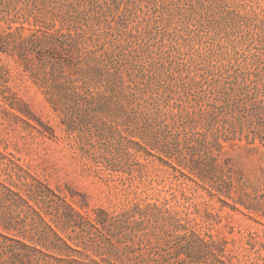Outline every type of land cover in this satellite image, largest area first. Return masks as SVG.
<instances>
[{
    "label": "rangeland",
    "instance_id": "374dc122",
    "mask_svg": "<svg viewBox=\"0 0 264 264\" xmlns=\"http://www.w3.org/2000/svg\"><path fill=\"white\" fill-rule=\"evenodd\" d=\"M223 1L231 10L226 19L223 4L214 8L180 0L184 13L191 14V21L203 25L205 42L195 37L193 49L199 53L208 46L221 70L236 63L234 58L249 63L251 54L264 44V39L258 42V28L250 27L252 39L243 40V32L235 33L230 20L238 16L254 22L264 20V0ZM134 3L120 0L114 8L111 0H0V149L14 154L50 186L68 195L73 193V205L81 213L94 217L100 208L119 216L135 206L148 210L144 224L150 231L156 225L157 234L150 237L152 246L146 249L137 248L142 233L138 231L130 242L134 247L130 251L123 240L129 231L118 233L117 220L87 234L100 245V239L107 238L101 247L104 257L127 260L149 251L163 264L164 257L172 252L176 233L191 229L205 241V264H218L216 258L228 264H264V141L257 137L250 141L254 131L264 134V111L231 119L243 134L214 150L217 163L230 178L229 186L210 173L202 183L185 171L174 170L171 165H176L175 157L168 159L158 151L171 142L172 135L141 112L130 93L113 92L106 73L102 77L97 74L98 68L108 62V54L114 55L129 39L128 45L121 48L120 60L126 63L120 70L130 85L141 81L143 68L132 60L128 47L144 43L147 36L143 33L133 40L130 35L141 30L145 13L152 19L156 13L146 0L137 2V6ZM20 25L23 29L18 30ZM181 25L176 21L164 26V33H158L165 48L174 40L170 35L172 26L181 33ZM54 34L75 43L68 52H61L79 62L77 75L86 82L77 94L71 93L66 84L62 89L59 79L47 72H33L41 49L30 47L29 38L42 36V47L51 48L54 40L50 37ZM61 45L69 46L67 42ZM21 50L24 58L18 55ZM147 51L153 58L162 54L155 53L153 46ZM72 71L64 67L66 74ZM176 91L169 107L172 104L174 112L182 115L176 114L175 119L183 118L186 124L198 120L205 126L207 112L216 114L219 123L207 131V140L221 130L220 125L230 124L229 115L218 114L221 101L205 83ZM162 93L158 88V94ZM246 93L249 106L259 98L252 89ZM177 95L186 96L187 102L175 107ZM241 97L238 93L233 98ZM166 121L170 129L174 128L170 116ZM202 155V151L197 154L200 158ZM206 165L205 152V169ZM172 215L178 220L169 224L168 216ZM175 224L181 225L177 232L173 231Z\"/></svg>",
    "mask_w": 264,
    "mask_h": 264
},
{
    "label": "trees",
    "instance_id": "16d2710c",
    "mask_svg": "<svg viewBox=\"0 0 264 264\" xmlns=\"http://www.w3.org/2000/svg\"><path fill=\"white\" fill-rule=\"evenodd\" d=\"M111 1L115 2L113 6L116 8L120 0ZM139 1L141 0H133L136 2L134 5L137 6ZM185 1L191 4L198 2L200 6L206 4L214 8L223 4L224 19L231 13L223 0H212L207 3L206 0ZM146 4H150L153 13H156L155 17L152 19L145 13L141 19L143 25L141 30L131 33L130 37L137 40L144 33L147 41L142 44L139 41L137 47L133 49L128 47L132 60L143 68L141 81H135L130 85L123 78L120 70V67L126 63L120 60L122 49L128 45L129 39L126 40V45L121 46L122 49L113 53L114 55L108 54V62L98 68L97 74L102 77L103 73H106L113 92L130 93L143 110L141 112L147 113L154 123L161 125L166 132H169L168 135H172L171 142H167L158 151L168 159L171 156L175 157L173 159L176 165H171L174 170L182 173L185 171L202 183H205V176L209 178L210 173L212 177H219L224 186H229L230 178L225 176L224 168L217 163L214 150L222 148L223 142L240 138L243 134L242 129L239 131L233 126L231 119L250 114L257 115L264 111V44L257 49L258 52L251 54L249 63L234 58L236 63L228 64L226 69L221 70L219 61L212 57L208 46L203 47L205 51L199 53L193 49L191 42H194L195 37L201 43L205 42V38L202 39L205 37L202 32L203 25L191 21V14L184 13L180 0H146ZM109 7L107 5L108 9ZM131 11L135 14V9ZM102 13L105 11L103 10ZM230 20L233 22L232 30L235 33L243 32V40H246V37L252 39L250 27H253L259 29L258 42L263 41L264 29L261 27L264 26V20L254 22L243 16ZM13 21L15 20L11 22ZM176 21L182 23L180 30L183 31L178 33L175 31V26H172L170 35L174 40L165 48L166 44L157 38V35L166 31L164 26ZM17 29L21 30L23 26L20 25ZM41 37L29 38L30 47L41 49V58L33 71L34 74L47 72L51 77L59 79L62 89L63 84H66V88L71 93L77 94L82 83L86 82L81 81L80 76L77 75L79 62L71 61L70 55L61 52L62 50L68 52L75 43L54 34L50 37L54 40L53 47L44 48L40 44ZM64 42L69 45L67 48L62 47L61 44ZM150 46L155 48V53L162 52V54L153 58L149 54L151 51L149 53L147 51ZM194 52L197 58L201 57V59L195 58ZM18 55L24 58L25 52L21 50ZM162 59L167 62L166 65ZM230 61L231 58L228 57L227 62ZM65 66L71 67L73 71L66 74ZM201 83H205L206 88L215 93L216 100L221 101L218 105V114L231 117L228 118L230 124L227 127L224 124L220 125L221 130L213 132L210 140L206 139L207 131L219 123L216 114L211 115L207 112L205 126L200 125L198 120L186 124L183 118H174L176 114L182 115V113L180 111L175 113L172 104L169 107V100L177 94V89L189 88L192 84L201 86ZM153 85L157 88H153ZM89 86L90 82L87 84V87ZM158 88H162V94H158ZM249 89L257 94L255 98L259 97L250 106L247 104L246 93ZM238 93L243 97L234 99L233 97ZM177 96L176 103H173L175 107L187 102L186 96ZM168 116L173 119L174 128H171L173 130L166 121ZM245 136L247 137L248 134ZM256 137L264 141V134L261 131H254L250 141ZM200 151L203 154L201 158L197 156ZM158 158L169 164L163 158ZM72 196L71 192L68 195L59 187L50 186L45 179L31 172L14 154L0 149V264H162L159 259L150 255L152 253L149 251L147 254L138 253L127 260L119 257L114 259L104 257L101 247L107 243V238H101L100 245L96 243L94 236H87L92 229L98 232L117 220L115 226L118 233L123 229L129 231L128 234L124 233L127 237H123V240L131 248L130 251L134 249L130 242L138 231L142 233L137 248L142 250L151 247L150 237L157 234L155 232L157 226H153L150 231L144 224L148 210L135 206L118 216L110 215L104 209L98 208L95 216L91 217L81 213L73 205ZM168 219L169 222H166L169 224L178 220L173 215L168 216ZM180 226L175 224L176 229L173 231H179ZM131 232L134 234L130 235ZM174 240V245L170 246L172 252L164 257L163 264H205V241L195 231L190 229L183 233L178 232ZM207 246L212 248L211 245ZM216 261L218 264H228L223 259L216 258Z\"/></svg>",
    "mask_w": 264,
    "mask_h": 264
}]
</instances>
